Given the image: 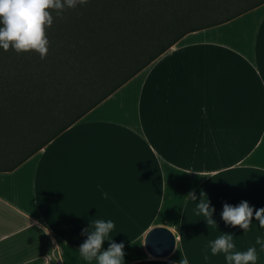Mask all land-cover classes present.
Masks as SVG:
<instances>
[{"label":"crops","instance_id":"1","mask_svg":"<svg viewBox=\"0 0 264 264\" xmlns=\"http://www.w3.org/2000/svg\"><path fill=\"white\" fill-rule=\"evenodd\" d=\"M193 190L196 201L187 197ZM201 191L217 225L197 214ZM241 201L264 208V4L187 33L0 172V264H95L78 250L96 219L114 222L109 239L124 244V264H228L208 247L223 233L233 234L236 251L255 246L264 264L255 216L247 231L221 218L225 203ZM155 227L175 236L167 257L144 248Z\"/></svg>","mask_w":264,"mask_h":264},{"label":"trees","instance_id":"2","mask_svg":"<svg viewBox=\"0 0 264 264\" xmlns=\"http://www.w3.org/2000/svg\"><path fill=\"white\" fill-rule=\"evenodd\" d=\"M264 0H88L54 17L44 59L0 49V172L11 171L184 35ZM194 19V21H192ZM16 156V157H15Z\"/></svg>","mask_w":264,"mask_h":264},{"label":"clouds","instance_id":"3","mask_svg":"<svg viewBox=\"0 0 264 264\" xmlns=\"http://www.w3.org/2000/svg\"><path fill=\"white\" fill-rule=\"evenodd\" d=\"M87 2L88 0H0V49L4 51L11 49L17 54L35 51L44 59L50 43L46 28H50L54 21L52 12L55 11L58 17L67 9ZM187 197L196 201L195 190L190 191ZM196 211L198 215L204 217L207 226L217 225L213 219L215 209L210 207L208 196L203 191L200 193ZM253 216L259 222V226L264 228V208L254 209L247 201H241L236 206L225 203L221 213L226 225L239 226L244 231L249 229ZM114 227L112 220L96 219L91 222L90 228H85L81 232L87 239L79 246L80 256L87 262L95 261V264H124V244L109 239ZM233 238V234L223 233L210 241L208 247L211 254L213 256L223 254L228 264H256L258 259L256 247L236 251ZM106 240L109 246L104 250L103 244ZM256 244L264 249V239L260 236L256 238ZM205 259H208L207 255ZM180 264H188V260L182 258Z\"/></svg>","mask_w":264,"mask_h":264},{"label":"water","instance_id":"4","mask_svg":"<svg viewBox=\"0 0 264 264\" xmlns=\"http://www.w3.org/2000/svg\"><path fill=\"white\" fill-rule=\"evenodd\" d=\"M175 247V236L164 227H155L144 238L146 252L156 258L167 257Z\"/></svg>","mask_w":264,"mask_h":264},{"label":"rangeland","instance_id":"5","mask_svg":"<svg viewBox=\"0 0 264 264\" xmlns=\"http://www.w3.org/2000/svg\"><path fill=\"white\" fill-rule=\"evenodd\" d=\"M192 21H194V19L192 20ZM16 157V156H15ZM11 161V159H5V160H2V158H0V165H4V164H7V163H9Z\"/></svg>","mask_w":264,"mask_h":264}]
</instances>
